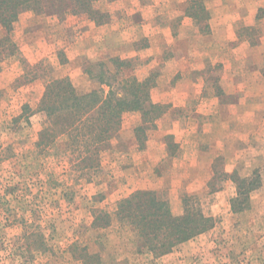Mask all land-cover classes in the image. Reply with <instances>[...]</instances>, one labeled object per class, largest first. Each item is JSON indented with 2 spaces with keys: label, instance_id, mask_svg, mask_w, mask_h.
I'll return each mask as SVG.
<instances>
[{
  "label": "rangeland",
  "instance_id": "obj_1",
  "mask_svg": "<svg viewBox=\"0 0 264 264\" xmlns=\"http://www.w3.org/2000/svg\"><path fill=\"white\" fill-rule=\"evenodd\" d=\"M248 1L257 6L251 23L238 21L235 41L225 47L215 46L212 29L225 17L214 11L225 0H97L101 14L95 18L74 3L60 13V5L47 3L42 13L20 14L13 31L16 49L12 54L7 49L0 64V264H264V47L252 51L264 41V0ZM120 5L134 8L119 31L123 46L145 51L152 41L164 48L157 58L88 55L94 42L81 36L95 23L99 42L113 44L108 38L115 31L100 32L97 26L113 24L118 14L111 8ZM169 39L192 59L174 62L177 51L167 47ZM188 41L198 46L195 55ZM22 43L28 48L20 49ZM110 58L128 59L129 74L155 82L151 97L165 83L177 85L178 92L185 65L196 75L199 69L204 87L190 106L177 95L152 97L159 108L151 115H160L154 125L143 123L139 111L126 112L100 169L80 170L65 136L40 145L48 120L39 106L54 78L69 77L79 92L101 87L88 70ZM227 72L234 78L222 79ZM34 80L42 81L38 91ZM211 97L217 106H199ZM248 101L250 114L240 112ZM189 117L200 122L196 145L187 136L181 146L177 134L162 135L173 120ZM148 140L150 153L161 158L157 163L145 155ZM229 154L237 158L225 157ZM195 178L202 182L193 190ZM242 178L249 182L242 184ZM142 189L168 199L176 215L184 212L183 197L193 195L215 224L156 256L116 216L119 202Z\"/></svg>",
  "mask_w": 264,
  "mask_h": 264
},
{
  "label": "trees",
  "instance_id": "obj_2",
  "mask_svg": "<svg viewBox=\"0 0 264 264\" xmlns=\"http://www.w3.org/2000/svg\"><path fill=\"white\" fill-rule=\"evenodd\" d=\"M97 0H0V64L2 55L14 53V25L25 10L42 13L47 3L60 5L65 12L66 5L83 8L92 18L101 14L95 8ZM94 67L99 68L96 72ZM129 60L110 58L98 61L88 70L101 87L89 92H79L69 77L54 78L47 84L39 106L47 122L40 132V145L55 142L58 137L68 139L70 149L78 156L80 170L100 169L101 156L110 143L111 134L120 129L126 112L139 111L143 123L154 125L160 115H151L159 104L153 102L152 81H140L135 74H129ZM103 86H107L105 90ZM244 184L247 178L240 179ZM249 182V181H248ZM245 190H241L244 192ZM193 195L182 199L184 212L173 213L168 199L154 190H136L119 202L118 219L133 226L144 243L156 256L171 252L177 245L212 228L214 218L203 212Z\"/></svg>",
  "mask_w": 264,
  "mask_h": 264
},
{
  "label": "crops",
  "instance_id": "obj_3",
  "mask_svg": "<svg viewBox=\"0 0 264 264\" xmlns=\"http://www.w3.org/2000/svg\"><path fill=\"white\" fill-rule=\"evenodd\" d=\"M128 1V0H126ZM132 1V0H130ZM227 1V5H224L223 7H218L217 9H214L215 13L218 15L220 13L224 14L225 17L221 18V21H217L216 23L213 24V35H214V41L218 44H216L215 46L219 47V44H221V47H225L228 46L231 42L233 43L235 41V31L237 30V22L241 21L245 24H249L251 23V18L252 15H254L256 13L255 8L257 6H253L250 5L248 0H225ZM256 0H252V2H254ZM116 3V2H115ZM111 9H116V12L118 14L117 20L113 23V24H104V25H100L97 26V28H99L100 32L102 28H107L110 31H115L114 35H109V38L111 41H113V44H107V43H101L99 42V39H101V34L97 35L94 32V27L92 26H96L95 23L91 24V28H89L87 31H85V33H83L84 35L81 36V39H86L87 41H91L94 42L93 44V48L91 49V51L88 52V55L92 58H100L103 55L106 54H110V55H119L122 57H131L132 55H139L140 58H144V59H148L150 60L152 57L157 58L159 53L162 51H164V48H162V50L160 49V46L153 44V42L151 41V44L144 49L145 51H140V50H136L134 47L132 48H128L126 46H123V43L121 41L120 35H119V31H121V26L123 25V22L128 20V16L133 14L134 8H132V6L130 7V9H128L127 7H114ZM264 29V27H263ZM106 39V38H104ZM172 43L173 42L171 39L168 40V44L167 47L173 49L175 53L174 57H173V61L177 62L179 64H181V62L186 61L187 58L192 59L193 55H186V54H182L181 52L182 49L178 48V49H174L172 48ZM187 43H190L189 49H191L192 54H196L197 51H195L196 49H198L197 45L193 46V42L192 41H188ZM86 42H83V45H86ZM19 48L24 50L27 49L29 45H26L24 43L22 44H18ZM166 47V48H167ZM264 47V41L261 42L259 44L258 47H256L257 49H252L253 53H256L259 49H262ZM230 49V47L228 48V50ZM203 52V51H202ZM27 53V52H26ZM209 53V51H208ZM75 59H77V57H73L72 60L74 61ZM152 61V60H151ZM181 66V65H180ZM181 74L182 76H180L182 83L180 84V90L178 92H176V88L177 85L175 87H172V84L169 85L168 83H165L163 85H161L160 87H156L152 93V97L155 101H163L165 98H167L169 95H177V97L180 99V101L184 104L183 106H190L191 103L194 102V97L193 95H197L201 93V89L204 87V78L201 77L200 73H198L197 71V75L196 72H190L192 70H190L188 68V66H181ZM71 74V73H70ZM175 74V73H173ZM231 75V76H230ZM235 73H231V72H227V76L224 77L222 76V79H226L229 77H233L234 78ZM174 76H171L170 78H172ZM199 78H202L203 81L199 82ZM86 81V78H85ZM170 81V80H169ZM42 81L40 80H34V84L36 85V89L37 91L40 90L39 85L41 84ZM224 84V82H222ZM226 83V82H225ZM165 87H168L167 89H165ZM226 87H227V83H226ZM233 88L231 89H227L225 90L227 93H232ZM229 91V92H228ZM264 100V97H263ZM201 103L199 104V106H217L218 104H216V102L214 101V99H209L208 101L202 99L200 101ZM251 103L252 102H247V103H243V105L239 106L240 107V112H242L243 110L245 111V113L250 114L251 112ZM228 107L231 108V106L233 105H227ZM199 111V113H203V110H197ZM162 119L160 120V122H158V126L160 128H162L163 124ZM171 126H168L167 129L163 130V136L167 133H173V134H177L180 138L181 141V146H183L185 144L183 137L187 136L188 140L186 142L189 143H193L196 145V138H197V134H196V130L195 128L199 127L200 128V122L199 120L195 119V118H187L185 120H173L170 123ZM205 132L208 131L207 128H203ZM204 133V132H203ZM161 136V137H163ZM161 137H157L160 138ZM61 139V138H59ZM152 142V140H148V143ZM213 146V145H212ZM150 149H151V143L149 145V149L147 150V153L145 155L148 156V158L154 159L155 157H153V155L150 153ZM198 150V149H197ZM200 150V149H199ZM235 150H233L234 152ZM201 153V151H199ZM223 153V152H222ZM219 154H216L215 156H218ZM230 155H233V158H237L235 154H229V156H225L227 158H232ZM157 159L156 163L161 159V158H155ZM152 161V160H151ZM143 167V166H142ZM136 168V167H135ZM139 169H141V167H139ZM228 170V168H226ZM229 171V170H228ZM201 175V174H200ZM201 178H195L193 179V181L191 182V186H193V190L199 189L201 187Z\"/></svg>",
  "mask_w": 264,
  "mask_h": 264
}]
</instances>
